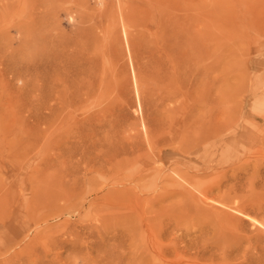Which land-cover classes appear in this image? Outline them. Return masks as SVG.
Wrapping results in <instances>:
<instances>
[{
    "label": "rangeland",
    "instance_id": "obj_1",
    "mask_svg": "<svg viewBox=\"0 0 264 264\" xmlns=\"http://www.w3.org/2000/svg\"><path fill=\"white\" fill-rule=\"evenodd\" d=\"M0 264H264V0H0Z\"/></svg>",
    "mask_w": 264,
    "mask_h": 264
},
{
    "label": "bare ground",
    "instance_id": "obj_2",
    "mask_svg": "<svg viewBox=\"0 0 264 264\" xmlns=\"http://www.w3.org/2000/svg\"><path fill=\"white\" fill-rule=\"evenodd\" d=\"M109 9V8H108ZM28 239V238H27Z\"/></svg>",
    "mask_w": 264,
    "mask_h": 264
}]
</instances>
